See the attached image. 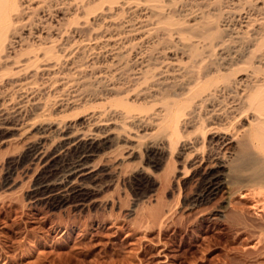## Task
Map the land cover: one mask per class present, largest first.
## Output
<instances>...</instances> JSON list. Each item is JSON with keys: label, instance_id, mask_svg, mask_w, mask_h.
Returning <instances> with one entry per match:
<instances>
[{"label": "rangeland", "instance_id": "obj_1", "mask_svg": "<svg viewBox=\"0 0 264 264\" xmlns=\"http://www.w3.org/2000/svg\"><path fill=\"white\" fill-rule=\"evenodd\" d=\"M28 1L19 2L20 10L43 9L15 21L21 17L18 23L26 24L32 16L40 27H54L40 39L25 31L15 49L0 53V110L18 114L25 107L17 115L23 127L0 129V264H264V215L252 209V195L264 187V159L244 136L255 116L248 112L233 121L243 112L240 104L226 124L237 137L225 150L235 155L228 159L230 189L195 203L210 162L196 170L189 164L208 153L210 133L204 128L212 124L209 103L201 97L209 87L247 79L233 90L251 91L256 75L264 74V49L257 51L264 0H37L34 7ZM241 10L254 28L232 42L225 25L235 23ZM50 45L54 59L42 63ZM26 61L29 68L36 65L28 71ZM28 82L32 90H15ZM10 84H16L12 92ZM232 95L234 100L214 101L223 107L243 99ZM172 105L183 107L178 129L169 119L157 122L159 112ZM99 117L98 127L90 129H111L113 139L90 161L104 175L99 190L90 191L82 206L34 201L44 169L28 151L40 127L86 128ZM53 135L43 141L50 152L60 143ZM191 144L197 153L182 151Z\"/></svg>", "mask_w": 264, "mask_h": 264}, {"label": "bare ground", "instance_id": "obj_2", "mask_svg": "<svg viewBox=\"0 0 264 264\" xmlns=\"http://www.w3.org/2000/svg\"><path fill=\"white\" fill-rule=\"evenodd\" d=\"M22 1L23 0H0V53L3 52L2 54H4V52L8 51V50L12 51L13 48L16 47V46H14V41L16 39L20 38L22 41L24 40L21 38L22 37L21 34H23V32L27 31L29 36L32 39H40L39 34H49V32H51L52 28L54 27V26L49 27V25L46 26L45 24H44L45 26L40 27L39 24H35L33 22L32 16L30 17L31 19L27 17L29 21H25L26 24L18 23V21H19V19H21V17L16 22L15 20L18 18V17L16 18V16H21V15L24 16L25 12H26V14L29 15L30 12L33 11L32 7L21 8L22 10H20L21 5L19 4V2H22ZM45 1H44V3H45ZM158 1H161V0H152V1H150V3H152V2L159 3ZM26 3L29 4V6H33L37 3V0H30ZM261 3L263 6L264 2L261 1ZM145 4H147V3H145ZM140 6H142V5H140ZM262 6H261V10H263ZM37 7L34 9H37ZM41 7H42V5L38 9L42 10L43 8H41ZM36 11H33V12L35 13ZM44 11L45 10H43V12ZM242 11L243 10H241V12ZM40 13L41 12L39 11V14ZM243 13H245V12H242V14ZM247 13H249V12H247ZM249 14H251V13H249ZM257 14H258V12H257ZM261 14H262V12H261ZM34 16H33V18H34ZM262 16H264V15L262 14ZM43 17L44 16H42L41 18H43ZM249 17H250V15L243 14L242 16L238 17V20H236L235 23H233V22L227 23V21H226L227 24L226 25L224 24L225 28L227 27L225 29V31L228 30L230 32L229 34H231V36H229L230 37L229 39L230 40L232 39V42H233V40H238V41L240 39L242 40V38H244L245 36L250 35L249 31H250V27H251V24H250L251 22L249 21L250 20ZM260 18H261V16H260ZM40 20L38 18V21H40ZM254 20H255V18H254ZM259 20L254 21L255 24H257L256 22H258L259 25H261L262 23H260ZM263 20L264 19H261L260 21H263ZM36 22H37V20H36ZM47 23H48V21H47ZM253 26L251 28H254ZM58 31H59V28H58L57 32ZM260 31H258V32L260 33ZM259 33H257V34L259 35ZM261 34L262 33H260V35ZM20 35H21V37H20ZM262 36L263 37L261 38V42H260L261 46L259 45V47L257 48L259 50H257V51H260V50L263 51V49H264V34H262ZM259 37H261V36H259ZM21 40H19V41H21ZM17 42L15 41V44ZM258 42H259V40H258ZM18 43H20V42H18ZM227 43H229V42H227ZM52 44H54V43L51 42V45ZM57 45H59V44H57ZM46 49L47 50L42 49V50H45V53H41L42 57L44 59L39 58V61L42 62L44 60L45 64L47 61L49 63L50 60L54 59L53 54H52L53 47L51 46V49L50 48H46ZM76 50H77V47L76 46L74 47V45H73L72 51L70 49V52H72V54H73ZM254 50L256 51V48ZM42 52H44V51H42ZM222 52H223V50H222ZM28 53H29V51H28ZM10 54H11V52H10ZM25 54L26 53L22 54V56ZM249 56H251L250 53H249ZM252 56H254V55H252ZM55 57H57V56H55ZM262 58H263L262 60H264V55L262 56ZM18 60H19V58H18ZM25 60H26V58H25ZM31 60H32V58H31ZM33 60H35V59H33ZM136 60H137V58H136ZM29 61H26V65L28 64ZM16 63L18 64L19 62L16 61ZM34 63H36V62L34 61ZM34 63L32 66L36 65ZM231 65H232V63H231ZM32 66H30L31 68H29V65H27L26 70L28 69V71H29V69H32ZM146 67H147V65H146ZM237 68H239V66ZM258 69H260V68H258ZM22 70L25 71L24 69H22ZM22 70H20V71L23 72ZM20 71H19V73H21ZM260 72L261 71H259V70L257 71L255 69L256 74H259ZM14 75H11V76H14ZM17 76H19V75H17ZM256 76L257 77H255L256 80H255L254 89H252L251 91L249 89V91H248V88H245V89L243 88V90H240V92L238 93L241 97H243L241 102H240L241 99H237L238 97L236 98L237 100H239L238 104H236V102H238V101L227 102V100H226L227 103L223 107H221L218 104H216V102L214 101V98L215 97H220V98L222 97V99H223V97H225V99L226 98L233 99L235 97V95H232V94L238 95L235 92L236 90L234 91L233 89L239 90V87L247 79H245L243 81H242V79L239 81L237 80L233 84L232 83L231 84H225L227 82L224 81L223 85L219 84V86H215L212 89L209 87V90L208 91L206 90L207 92L205 93V95L201 97L204 104L209 103L208 104L209 105L208 106L209 107V111H208L209 116L208 117L210 118L212 125L204 128L205 132L210 133L209 134L210 138H208V141H207L209 149H208V153L205 157L204 156H201V157H195L194 156L193 159H190L192 162L189 164L195 170L197 168H200L206 162L207 163L210 162V167L208 168V170H205L204 173L202 174L201 191L196 196L195 203L200 204L201 202L206 201V199L210 198L211 196L217 195L223 189H230V187H231V184H232L230 181L231 178L227 176L228 163H229L228 159H231L232 156L235 157V155L228 153L229 156H226L227 151L225 152V150L227 149V147L234 145V143H235L234 139L237 137L234 138V137H231V135H230L232 132H234L231 129L232 124L227 125L228 127H226V124H228L230 122L232 123V121H230V122H228V121H229V119H231V115H233L234 113H236L238 111V109H240L239 108L240 104L243 105L242 106L243 112L241 113V111H240L241 115H237L235 117H232V120L236 121L238 117L240 119V117H242L243 114L248 113V112H250L253 116H255L254 117L255 120L252 122L253 124L252 123L250 124L251 127L249 128V130H246V131L244 130L245 131L244 136H247V138H248L247 141L249 142L248 144H251V146H255L256 148H258L259 153H260V159L261 158L264 159V74H262V76L261 75H256ZM16 84H14L13 86L10 84L11 88H10V86L8 87L9 90H11V92H12V90H14L13 87ZM19 84L20 83L17 84L18 86L15 87V90H16V88L17 89L19 88L18 90H20L21 92H24L25 90H28V89L32 90V88H29L31 84L28 87L29 82L27 84H22V83H21L22 85H19ZM0 85H2L1 82H0ZM206 89H208V88H206ZM9 90H7L8 95H9V92H8ZM189 90H191V89H189ZM4 91H5V89H4ZM192 91H194L193 88H192ZM192 91H189V92L191 93ZM202 91H199V93H198L199 96H201L200 93ZM194 93H196V92H194ZM196 94H194L195 96L193 95V97H196ZM4 96H5V94H4ZM7 96H5V97H7ZM240 96H239V98H240ZM190 101H192V100H190ZM203 103L201 104V106L203 105ZM26 105H27V103H26ZM22 107H19L20 112H18L19 109L17 108L18 111L16 110V112H18V114L14 113L12 110H11L12 112H10V110H8V109L0 110V129H3L5 127V128H7L6 130H8L9 126H12V127L14 126L15 128L23 127V125H22L23 120H22V124H21L20 118H17V117H19L17 115H19V113L21 114V112H22V110H21ZM174 107H176V105H172V106L168 107V109L166 108L167 110L166 109L163 110L164 112L163 111L159 112L160 114H158V115L160 118L159 119L157 118V122L164 123V121L169 119L170 123H172L171 126L174 124V128L177 127V129H178L179 121H178V113L177 112L179 111V109L183 110V107L179 108L178 111H177V108L175 109ZM23 108H25V107H23ZM179 112H181V110ZM183 112L185 113V110ZM15 114H16V116H15ZM24 114H25V111H24ZM119 114H121V113H119ZM180 114H181L180 118H183L184 114H182V112ZM182 115H183V117H182ZM188 116H190V115H188ZM121 117H122V119L125 117V118H128L129 120H132V121L134 120L135 122L139 121L138 123L144 122V120L140 118L141 116L140 117H131V115H130V117H129L128 113H126L125 116H124V114L123 115L121 114ZM208 117H207V119H208ZM100 119H101L100 117L95 118V123L94 122L89 123V125H87V127L85 126L86 128H84V127L82 128V126L77 127V125L74 126V125L68 124V123L67 124L50 123L48 125L46 124L47 126L40 127V129H41V133H40L41 135L39 137L40 139L38 138V142L35 145H33L32 147H30V149L28 151V157H31L32 158V159L30 158L31 160L36 161L37 163L42 165V167L44 169V175L39 179L37 186H36V189H35L34 194H33L34 195V197H33L34 201H44V202L51 204V205L67 203V202L72 201L75 204L77 203L78 206H82V205H84V202H86V198H88L90 191H95V192L97 191V189L99 188L98 186H100L103 183L104 175H102V173L99 172L91 164L90 161L92 160V158L96 157L101 152H104L105 150H107V148L113 143L112 142L113 139L110 136L112 134L110 131L111 129L110 130L105 129V130L98 131V132H94V131H92L93 129L92 130L90 129L91 127H94L95 125L98 127V123L101 121ZM223 122L224 123L226 122V123L223 124ZM104 123H107V121ZM104 123L102 124L103 126L105 125ZM174 128H172V130H174V133H175L177 131V129H174ZM9 129H10V127H9ZM244 131H243V133H244ZM53 134L56 135V138L59 139L60 143L55 150L50 152L44 148L43 141ZM54 138H55V136H54ZM245 144H247V143H245ZM191 145L190 146L189 145H183L182 151H185V150L190 151L191 150L190 151L191 154L197 153L199 151V149L196 148V146H193V145L191 146ZM203 145H202V149L204 147ZM186 157H188V155ZM189 157H188V159H189ZM186 159L187 158H185L184 160H186ZM258 159H259V156H258ZM190 160H188V161H190ZM260 163L264 166L263 160ZM259 190H258L259 192L256 191V193L253 194L254 196L252 195V197H253L252 209L256 213H261L264 215V187H261ZM243 198H246V196H244Z\"/></svg>", "mask_w": 264, "mask_h": 264}]
</instances>
